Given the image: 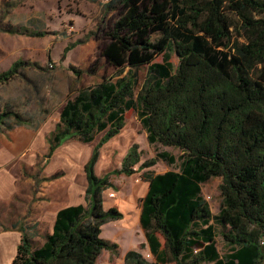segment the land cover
Here are the masks:
<instances>
[{
  "label": "trees",
  "instance_id": "obj_1",
  "mask_svg": "<svg viewBox=\"0 0 264 264\" xmlns=\"http://www.w3.org/2000/svg\"><path fill=\"white\" fill-rule=\"evenodd\" d=\"M121 2L102 50L108 63L121 68L117 77L79 88L48 138L47 158L68 138L91 142L104 131L84 165L87 205L59 209L40 246L24 230L12 264H94L102 250L115 251L118 244L102 236L104 224L123 218L117 207L104 206L103 191L113 187L110 176L132 175L157 163L153 157L135 168L141 152L134 143L120 168L96 174L100 148L121 131L129 109L138 111L149 144L175 146L182 154L178 170L143 172L148 189L140 224L146 240L126 251L123 264H263L264 0ZM23 26L14 29L26 34ZM8 28L0 20V30ZM164 52L175 54L177 63L157 61ZM30 65L39 66L16 60L0 72V84ZM141 66L147 70L135 95ZM24 123L19 111L0 105L4 129ZM213 177L222 179L217 213L202 196V184Z\"/></svg>",
  "mask_w": 264,
  "mask_h": 264
},
{
  "label": "rangeland",
  "instance_id": "obj_2",
  "mask_svg": "<svg viewBox=\"0 0 264 264\" xmlns=\"http://www.w3.org/2000/svg\"><path fill=\"white\" fill-rule=\"evenodd\" d=\"M121 3V0H0L2 28L10 27L9 31L0 30L1 36L9 39L10 42L15 40L19 47L18 51H23L26 56H29L28 61L43 62L41 66L30 65L23 68L20 77L16 76L7 85H0V105H3L6 100L14 103L21 102L19 93L22 90L26 93L30 92L31 101L28 102V105L37 106L41 100L48 110L46 128L51 130L49 133L51 135L59 120L63 105L67 99L73 98L77 94L79 88L94 85L104 78L117 77L121 68L108 63L102 50L108 39L107 33L113 28L114 21L122 10ZM17 21L26 23L25 27L23 26L27 31L26 34L15 31V26L19 24ZM36 31L46 32L43 35L42 43H36L35 35H31ZM156 37H158V33L153 35V38ZM20 41H23L24 45H21ZM67 45H71L72 48L64 52ZM21 46L24 48H20ZM169 54L164 52L157 55L156 60L167 64L173 61L176 64L175 54ZM72 67L81 70L82 73L75 74ZM91 67L96 69L95 73L88 72ZM125 69L127 70V68ZM138 70L139 82L135 89V95L145 79L147 66H141ZM39 72L43 73L42 89H40V78L37 75ZM22 77L24 81L20 79ZM22 85L26 86V91ZM32 107L34 108V106ZM103 134L104 131L96 133L94 140L90 143H84L75 137L67 140L61 147L65 154L57 159L61 166L56 173L48 177H44V174L41 173L46 159L43 156L38 158L39 169L32 173V201L44 200L45 202L48 197L47 188L52 185L64 189L66 199L71 196L68 187L73 181L81 187L82 191L85 190L87 181L84 164ZM134 143L138 144L141 152V160L137 163L136 168L144 160L153 157L157 159V163L138 169L132 176L124 173L110 176L115 187L103 191L104 206L105 208L109 204L117 206L123 212V218L109 221L103 225L102 236L118 245L115 251L102 250L94 264H123L124 252L137 248L141 242H145V234L140 224V211L141 197L148 189V182L144 180L143 172H164L170 169H179L181 149L161 143L149 144L138 111L129 109L125 112V124L121 131L100 148L99 160L95 167L96 173L103 176L115 168H120L124 156ZM172 157L175 159L174 162H171ZM54 165L55 162L52 166L54 167ZM28 169L25 168V171L23 169V181L28 180ZM221 180V177H213L202 184V196L208 201L213 213L219 212L220 209L219 186ZM22 184L24 183L22 182ZM111 190L116 192L114 199L107 197L108 191ZM41 191L43 194L39 193ZM28 193L29 190L26 191V194ZM133 194L137 195L134 208ZM24 201L25 197H22L16 199L14 204ZM26 201H28V197ZM84 204L87 205V202ZM26 224L32 226L30 221ZM39 230L43 233V238L46 230L42 227ZM159 238L164 243V238L160 233ZM39 240L41 241V239ZM36 243L38 245L37 241ZM217 246L221 253L225 252V241L221 235L217 236ZM142 251L146 257L147 253L151 254L148 248ZM166 264L175 263L170 261Z\"/></svg>",
  "mask_w": 264,
  "mask_h": 264
},
{
  "label": "crops",
  "instance_id": "obj_3",
  "mask_svg": "<svg viewBox=\"0 0 264 264\" xmlns=\"http://www.w3.org/2000/svg\"><path fill=\"white\" fill-rule=\"evenodd\" d=\"M17 23L26 25V23H23L22 21H17ZM35 37L36 43L43 42L42 38L44 36ZM20 42L21 45L24 43L23 41ZM20 48L24 47L21 46ZM18 49L19 47L15 40L10 42L9 39L3 38L0 32V72L9 69L19 58H24L26 60L30 59L29 56H26L23 51L19 52ZM37 63L41 66L43 62L41 63L40 61H37ZM37 75H39L40 89H42L43 73L39 72ZM17 76L20 77L19 75ZM14 78L0 85H7V83ZM20 79L24 81L23 77ZM24 87L26 91V86H23V88ZM29 93L23 92V90L19 93L20 98L22 99L21 102L14 103L10 100L4 102V104H9V106L19 111L23 115L25 123L14 125V127L10 129H4L0 124V264H12V261L17 254L18 245L21 242L24 230L30 234L34 246H40L43 244L46 234L52 232L56 214L59 209L69 205L84 204V202H86L85 190L88 182L85 190L83 189L82 191L81 187L74 181L70 183V186L68 187V190L71 192L69 199H66L64 189L52 185L50 188H47L48 197H46L45 202L44 200L32 201V173L39 169L38 158L43 156L46 159L45 166L41 170L44 177L56 173L59 166H61L57 159L65 154V151L61 147H63L64 143L71 138L63 141L55 149L51 157H46L49 148L48 138L51 131L46 128L48 110L45 108L46 106L43 105L41 100H39L40 103H37V106L32 105L34 108L31 105L29 106L28 102L31 101ZM54 162L55 165L53 167L52 165ZM25 168H29L27 181H23L22 179L24 174L23 169L25 171ZM44 181H46V179H44ZM22 182L24 184H22ZM114 187L115 184L113 183V187L110 188ZM28 190L29 193L26 194V191ZM39 193L43 194L42 191ZM26 196L28 197V201H26ZM136 196V194H133L132 196L133 208L135 206L134 202ZM22 197H25L24 202H17L14 204L16 199H21ZM114 198H116V196L111 199ZM109 207H112L111 204H109L106 209ZM28 221L32 223V226L26 224ZM41 227L46 230L43 238V233L39 230ZM39 239H41V241ZM36 241L38 242V245H36Z\"/></svg>",
  "mask_w": 264,
  "mask_h": 264
},
{
  "label": "built area",
  "instance_id": "obj_4",
  "mask_svg": "<svg viewBox=\"0 0 264 264\" xmlns=\"http://www.w3.org/2000/svg\"><path fill=\"white\" fill-rule=\"evenodd\" d=\"M107 196H108L109 198H113V197L116 196V193H115V191L111 190V191L108 192ZM150 255H151V254L147 253V257L150 258V257H151Z\"/></svg>",
  "mask_w": 264,
  "mask_h": 264
}]
</instances>
